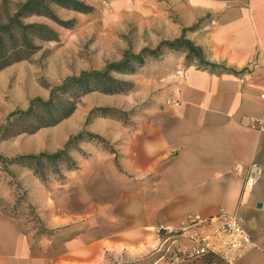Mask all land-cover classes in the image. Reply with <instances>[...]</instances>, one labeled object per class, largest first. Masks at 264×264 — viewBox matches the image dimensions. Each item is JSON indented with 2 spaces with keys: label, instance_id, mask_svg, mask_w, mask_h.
I'll return each instance as SVG.
<instances>
[{
  "label": "crops",
  "instance_id": "0c3cea01",
  "mask_svg": "<svg viewBox=\"0 0 264 264\" xmlns=\"http://www.w3.org/2000/svg\"><path fill=\"white\" fill-rule=\"evenodd\" d=\"M87 5L93 7L87 12L90 22L104 27L114 17L116 30L129 22L147 30L133 48L110 35L122 48L116 61L129 48L138 53L185 32L205 60L221 66L188 64L186 52L167 49L136 74L124 76L134 82L133 90L102 94L87 109V118L95 106L132 111L126 125L100 115L87 123L88 131L114 149L100 179L115 182L130 198L124 207L135 223L125 229L124 245L146 234L158 241V226L177 225L192 213L235 212L257 243L236 264H264V0H87ZM108 47L99 45L94 69L106 66L102 55ZM177 69L184 73L176 75ZM108 96L117 102L110 103ZM93 158L95 164L103 161ZM252 163L261 172L255 185L246 187L237 168ZM92 177L87 172V179ZM176 244L186 250L188 234ZM27 252L16 221L0 214V264H16Z\"/></svg>",
  "mask_w": 264,
  "mask_h": 264
},
{
  "label": "rangeland",
  "instance_id": "374dc122",
  "mask_svg": "<svg viewBox=\"0 0 264 264\" xmlns=\"http://www.w3.org/2000/svg\"><path fill=\"white\" fill-rule=\"evenodd\" d=\"M25 1L0 0V24L6 23ZM80 1L87 3V0ZM53 8L62 19L74 20V26H58L44 15L23 18L25 23L39 22L51 26L54 23L60 36L58 40L37 39L40 49L36 53L0 69V126L7 122L11 112L27 109L32 98L46 100L51 88L65 78L94 69L99 45L111 44L102 55L106 63L119 59L122 48L110 35L123 38L133 48L147 32L130 22L125 28L116 30L114 17L102 27L97 20H87V13L58 5ZM178 71L184 72L177 69L176 75H180ZM102 94L94 91L82 96L69 117L34 133H16L26 124L23 121L15 123L7 135L0 138V153L13 157L60 149L71 135L87 131V109L91 103L99 101ZM108 98L110 103L117 102L116 96ZM108 107L123 110L115 105ZM124 111L127 114L121 121L126 125L130 123L131 109ZM91 143L87 146V141L81 142L80 150L71 151L78 161L76 170L61 165L62 175L52 173L47 183L28 167L10 165L8 171L0 162V214L16 221L28 248L26 256L19 258L16 264H168L166 244L155 241L152 234L138 237L135 244L124 245L125 229L135 223L131 219L133 214L126 212L124 207L130 204V198L117 190L115 182L100 179L101 168L107 167L105 163L114 157L110 154L113 146L99 141ZM93 156L102 158V163L95 164ZM87 172L94 173L95 177L87 179ZM148 231L153 230L149 228ZM92 256V261L87 260ZM162 256V260L155 263ZM196 263L202 264L201 259L184 264Z\"/></svg>",
  "mask_w": 264,
  "mask_h": 264
},
{
  "label": "trees",
  "instance_id": "16d2710c",
  "mask_svg": "<svg viewBox=\"0 0 264 264\" xmlns=\"http://www.w3.org/2000/svg\"><path fill=\"white\" fill-rule=\"evenodd\" d=\"M53 5L82 13L93 10L92 6L80 0H26L6 23L0 24V69L28 59L36 53L40 49V46L36 43L37 39H59V32L51 25L39 22L25 23L23 22L24 17L44 15L63 27L70 28L74 26V20L62 19L53 8ZM167 49L186 52L188 64L198 61L200 66H208L213 69L221 67L205 60L202 49L186 38L185 32L176 39L162 40L154 48L144 47L138 53L129 48L123 53L122 59L110 61L102 69L84 70L78 75L69 76L61 84L51 88L48 99L34 97L30 100L27 109L11 112L8 115L7 122L0 126V138L5 137L10 128L20 121H23L26 126L16 133H34L42 127L58 124L75 111L79 99L88 93L94 91L110 95L128 93L134 89V82L124 77H118L116 74L122 76L136 74L150 60L162 56ZM223 69L237 73L234 69L226 67ZM125 114L127 112L124 110L114 107H94L89 113L87 123L95 115L121 119ZM131 114L132 111L129 115ZM84 141H99L107 144V141L101 135L83 130L71 135L63 147L56 151L25 153L13 157H7L0 153V162L8 171L10 165L28 167L43 183H47L52 173L62 175L61 165L68 170L78 168V161L72 156L71 151L73 149L80 150L79 144ZM201 262L202 264H221L222 258L217 254L207 253L201 258Z\"/></svg>",
  "mask_w": 264,
  "mask_h": 264
},
{
  "label": "built area",
  "instance_id": "2783aa9c",
  "mask_svg": "<svg viewBox=\"0 0 264 264\" xmlns=\"http://www.w3.org/2000/svg\"><path fill=\"white\" fill-rule=\"evenodd\" d=\"M183 73L178 71L180 75ZM257 125L253 123L251 126ZM237 171L243 175L246 187H253L261 172L255 163L247 168L240 166ZM157 233L159 240L166 244V255L175 264L201 259L207 253L219 255L221 264H236L244 252L257 246L243 220L235 212L222 211L211 217L192 213L177 225L158 226ZM185 233L188 234L190 246L180 250L176 242Z\"/></svg>",
  "mask_w": 264,
  "mask_h": 264
},
{
  "label": "water",
  "instance_id": "95a60500",
  "mask_svg": "<svg viewBox=\"0 0 264 264\" xmlns=\"http://www.w3.org/2000/svg\"><path fill=\"white\" fill-rule=\"evenodd\" d=\"M259 205H261V204H259Z\"/></svg>",
  "mask_w": 264,
  "mask_h": 264
}]
</instances>
